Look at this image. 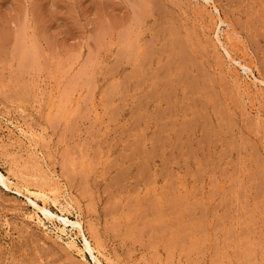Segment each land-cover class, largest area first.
Segmentation results:
<instances>
[{"label":"rangeland","instance_id":"374dc122","mask_svg":"<svg viewBox=\"0 0 264 264\" xmlns=\"http://www.w3.org/2000/svg\"><path fill=\"white\" fill-rule=\"evenodd\" d=\"M139 2L0 0V264H95L49 185L100 264H264V0Z\"/></svg>","mask_w":264,"mask_h":264},{"label":"bare ground","instance_id":"6f19581e","mask_svg":"<svg viewBox=\"0 0 264 264\" xmlns=\"http://www.w3.org/2000/svg\"><path fill=\"white\" fill-rule=\"evenodd\" d=\"M140 2H141V0H140ZM141 5H143L142 2H141ZM136 6H138V3H137ZM143 6L145 7V3H144ZM138 7H140V6H138ZM211 8L215 9V7L213 5L211 6ZM140 9H143L142 6H141ZM144 9L147 10V8H144ZM146 10L144 11V13H147ZM147 11H149V8H148ZM140 12L138 13V17L137 18L141 17V16H139L140 15ZM220 23H222V22L220 21ZM110 24H112V23H110ZM99 26H101V25L99 24ZM107 26H108V23H107ZM106 29L108 30L107 32H109V27L106 28ZM111 30L112 29H110V32H111ZM102 32L104 33L106 31H102ZM123 33H125V32H123ZM127 33H125V35ZM99 39H100V36H99ZM125 40H128V39L125 38ZM20 43H22V42H20ZM176 45H177V43H176ZM19 47H21V46H19ZM22 49L23 48L21 47V50ZM24 49H25V47H24ZM16 50H20V49H16ZM26 51H27V49H26ZM26 51H25V54H27ZM224 51L228 55V57L231 58L229 56V53L227 52V50H224ZM23 58H25V57H23ZM231 61H234V60L231 58ZM236 64L244 70L243 72L246 73V75H249L250 77H252V75H253L252 74V71L248 67H246L245 65L239 64V62H237ZM259 83H261V81H259ZM31 136L34 137V134L31 133ZM5 175L6 176H4V175H2L0 173V185H2L4 188H6L7 190H9L10 189V185H15L17 183L16 182L17 181V178L15 176H13V175H10L9 172L7 173V171H6V174ZM11 180L14 181V182H12ZM24 193H25L24 194L25 195V198L28 200V202L31 203V205L36 209L37 212H39L40 214H42L44 220L47 223H49L52 226H54V228L56 229L55 231H57L58 234H59V235H57L56 238L59 239V240H61V237L60 236H65L66 237V240L67 241L64 242V244H65V247L68 250H70L72 252H77V254H79V256H80V258L82 260H85L84 253H87L88 256L91 258V260L95 264H100L99 258H103V256L97 250V248L94 246L93 241H92V238L85 232L81 220L78 219V218L76 220H74V221H69L68 220L67 215H69V211L67 210V205L62 203V198L59 195V192H58V190H57V188L55 186L49 185L46 188L36 187V188H34L32 190H29V189H27L25 187ZM30 199H32L34 202L33 201H30ZM50 207L55 208L58 211V213H59L60 216L55 215V214H51ZM54 219L56 220V222L57 221L59 222V225H61L60 226L61 228L59 226H58L59 228H56L55 227L56 225H54L55 224V220ZM36 220H37L36 222H37L38 225H40L41 227L44 226L43 225L44 222H42V219H40L39 217L36 216ZM67 227H70L71 228L70 229V232L71 231H75L76 232L75 236L78 237V238H80L81 243H82V249H79L77 247L75 241H74L75 239L73 237H71L70 235H68L67 229H66ZM104 264H108V263L107 262H104Z\"/></svg>","mask_w":264,"mask_h":264}]
</instances>
